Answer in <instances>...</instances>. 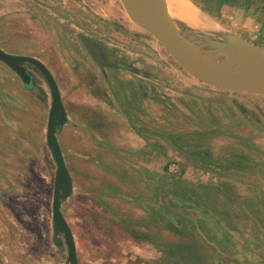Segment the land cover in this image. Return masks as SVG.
Segmentation results:
<instances>
[{
  "label": "rangeland",
  "instance_id": "rangeland-1",
  "mask_svg": "<svg viewBox=\"0 0 264 264\" xmlns=\"http://www.w3.org/2000/svg\"><path fill=\"white\" fill-rule=\"evenodd\" d=\"M217 3L215 16L199 8L213 27L179 19L185 32H226L264 49V0H236L240 13ZM125 12L121 0H0V45L42 59L70 108L58 136L75 190L62 210L79 263L264 264V96L199 81ZM81 35L118 68L97 64ZM26 66L44 93L26 129L0 116V264H68L65 237L53 228L51 90ZM117 87L134 109V169L118 157L114 128H105L112 145L79 121L98 120ZM81 99L95 106L88 115Z\"/></svg>",
  "mask_w": 264,
  "mask_h": 264
},
{
  "label": "water",
  "instance_id": "water-1",
  "mask_svg": "<svg viewBox=\"0 0 264 264\" xmlns=\"http://www.w3.org/2000/svg\"><path fill=\"white\" fill-rule=\"evenodd\" d=\"M121 1L133 21L156 37L177 63L199 81L215 88L264 96V49L261 47L226 32L187 34L166 0ZM190 37H198L207 42L214 38L217 45H211L213 47L207 53L199 49ZM81 40L93 58L102 66H107L96 44L84 35ZM224 44L229 45L230 50L222 54ZM0 62L16 72L28 88L35 85V77L26 65L38 69L49 84L52 105L47 143L57 164L53 227L55 235L65 237L68 264H79L75 235L62 211L63 202L73 194L74 182L58 137L59 131L69 121L58 82L49 68L35 57L8 53L0 48Z\"/></svg>",
  "mask_w": 264,
  "mask_h": 264
},
{
  "label": "crops",
  "instance_id": "crops-1",
  "mask_svg": "<svg viewBox=\"0 0 264 264\" xmlns=\"http://www.w3.org/2000/svg\"><path fill=\"white\" fill-rule=\"evenodd\" d=\"M185 1H188V0H185ZM204 1H206V3L198 2L197 0H189L188 2L193 4L196 8H198V9L200 8L203 12H206L207 14L215 16V15H217V13H219L218 11L215 10L216 7L213 8V4H218L217 1H219V0H212V4H209V0H204ZM228 1L231 2L230 3L231 6L228 5L227 7L233 8V9L236 8L234 12L240 13L239 10H241V9H239V8H242V7H239L238 3H236V0H228ZM232 2H234V3H232ZM242 9H246V7L242 8ZM125 10H126V8H125ZM125 13H128L127 10ZM3 17H5V15L1 14L0 18H3ZM81 36H80V39H81ZM88 38H90V37H88ZM91 40L96 44V46L97 45L99 46V44L95 40H93V39H91ZM84 47L87 50L85 45H84ZM0 48L4 51L8 52V53L17 54V53H13V52L6 50L5 48H3L2 45H0ZM17 55H20V54H17ZM21 55L35 57L45 64V62L36 55H33V54H21ZM97 64H99V63H97ZM99 65L102 68H108V69L118 68L117 66H115L113 64H111V65L107 64V66H102L101 64H99ZM54 77H55V75H54ZM90 77L92 78V80H94V82L98 81L97 79L99 78V76H97V75L96 76L91 75ZM87 79H88V76L85 74L83 76H81V78L77 79V80H79L78 81L79 86H80V84L83 85ZM56 80H57V78H56ZM57 82H58V80H57ZM58 85H59V82H58ZM59 88H60V85H59ZM217 89H220V88H217ZM115 90H116L115 100L112 102L107 101V103H105L106 106L109 105V107H110V108L108 107V111L99 110V112H97L94 110L95 111L94 118L99 117L98 120L81 117V118H79V121L82 123L83 126H88V127H90V129H93L94 133H98V138H97V136H94L95 139H97V141H102V142L107 141L105 136L107 137L109 135L108 134L109 132H108V129H105V128L109 127L111 130L114 128L116 135L120 136V137H117L115 140H112L117 145V149L119 152L118 157L123 161V163L126 167L128 166L131 169H134L137 166L132 164V162H129V157H128V152L134 153V150H132V148L134 147V143H135L134 138L132 137V135L135 132L134 120H133L134 119L133 118L134 117V109L132 107L128 109V107H130L128 105V103L126 102V101H128V98L126 97V95L128 94V91H126V92L120 91V90H123V88H121V87L120 88L117 87V88H115ZM127 90H128V88H127ZM222 90H224V89H222ZM60 91H61V89H60ZM225 91H228V90H225ZM38 92H39L38 89H37V91H35L33 89V87L28 88L27 86H25L24 82L22 81V79L19 77V75L16 72H14L11 68H9L4 63L0 62V109H1L0 116L4 117L6 119L14 120L12 123V126L14 128H16V126L17 127L20 126L21 128L26 129L29 126V122L26 121L25 117H30V114H32V112L36 113L37 110L35 108L36 107L35 101L38 100V98H40L39 97L40 93H38ZM61 94H62V92H61ZM102 96H104V98L106 100H108V97L106 96V94H104ZM62 98H63V95H62ZM92 98L96 99V98H98V95L95 96L93 94ZM100 99H101V101L103 100L101 98V96H100ZM33 102H34V106H32ZM63 102H64V105H65L66 110H67L69 121L60 131H62L71 122V112H70L69 105L66 103L64 98H63ZM102 102L104 103V100ZM51 105H52V102H51ZM79 106H80V109L85 112V115L86 114L88 115L87 111L93 110V108H95V106H91L88 102H86V100H82V99L80 100ZM50 110H51V107H50ZM137 111L138 110H136V112ZM49 114H50V111H49ZM16 120L19 122H16ZM48 121H49V116H48ZM128 123L131 124L130 125L131 127L128 126ZM128 128H130V129H128ZM47 130H48V125H47ZM31 133L34 134L33 131ZM128 134H129V136H131V139L128 138ZM46 140H47V136H46ZM110 140L111 139H108L107 142H109ZM18 141H27V140H26V138H24L23 135H20V138ZM60 143H61V141H60ZM109 143H111V142H109ZM47 145H48V143H47ZM61 146L63 149L62 144H61ZM63 153H64V150H63ZM64 156H65V153H64ZM65 159H66V157H65ZM66 162H67V159H66ZM67 165H68V163H67ZM68 167H69V165H68ZM69 170H70L72 178H73L74 190H75V179L73 177V173H72L70 167H69ZM56 173H57V171H56ZM55 178H56V175H55ZM229 187H231V185ZM54 188H55V185H54ZM214 188H215V190L219 189L217 187H214ZM223 188L225 189V187H223ZM73 193H74V191H73ZM54 234H55V232H54ZM67 263H68V261H67Z\"/></svg>",
  "mask_w": 264,
  "mask_h": 264
},
{
  "label": "bare ground",
  "instance_id": "bare-ground-1",
  "mask_svg": "<svg viewBox=\"0 0 264 264\" xmlns=\"http://www.w3.org/2000/svg\"><path fill=\"white\" fill-rule=\"evenodd\" d=\"M168 5L171 8V11L173 10V14L180 20H183L185 22H190L194 25L201 26L203 28L204 27H208V26H212V23H210V21L207 20V18L204 17V15L200 12V10L198 8H196L193 4H191L188 1L185 0H166ZM193 21V22H192ZM190 33H194L195 30H189ZM191 38V37H190ZM192 41L195 43H197V47L199 46V49H203L204 51H208L207 53H210L211 48L213 46L211 45H217V43H215L214 38L212 39V41L207 42L205 40H202L198 37H192L191 38ZM214 40V41H213ZM225 47L224 50L221 49V53H228L229 52V45H222V47ZM214 49V48H213ZM219 53V54H221ZM217 55V54H216ZM218 63V62H216Z\"/></svg>",
  "mask_w": 264,
  "mask_h": 264
},
{
  "label": "flooded vegetation",
  "instance_id": "flooded-vegetation-1",
  "mask_svg": "<svg viewBox=\"0 0 264 264\" xmlns=\"http://www.w3.org/2000/svg\"><path fill=\"white\" fill-rule=\"evenodd\" d=\"M97 47H98V49H99V51H100V53H101L103 59L105 60L106 64H110V63H109V59H108V57L106 56V54L103 52L102 48H100V46H98V45H97ZM110 65H111V64H110Z\"/></svg>",
  "mask_w": 264,
  "mask_h": 264
},
{
  "label": "trees",
  "instance_id": "trees-1",
  "mask_svg": "<svg viewBox=\"0 0 264 264\" xmlns=\"http://www.w3.org/2000/svg\"><path fill=\"white\" fill-rule=\"evenodd\" d=\"M33 89H37V88H35V86H33ZM38 91L40 94L44 93V91L41 88H39Z\"/></svg>",
  "mask_w": 264,
  "mask_h": 264
}]
</instances>
